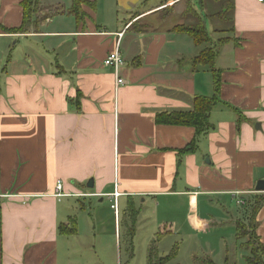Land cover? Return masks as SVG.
Listing matches in <instances>:
<instances>
[{"label": "crops", "instance_id": "1", "mask_svg": "<svg viewBox=\"0 0 264 264\" xmlns=\"http://www.w3.org/2000/svg\"><path fill=\"white\" fill-rule=\"evenodd\" d=\"M85 1L80 21L71 0H41L29 30L0 28V264H108L106 243L77 262V240L89 231L121 239V229L132 237L145 204L176 216L207 203L237 241V224L261 198L264 244V7L229 0L222 18L212 0ZM22 2L0 0L1 27L22 26ZM200 21L210 37L202 46L177 31ZM118 46L125 64L115 74L104 60ZM209 49L213 67L199 61ZM212 69L219 103L206 134L157 123L214 97ZM194 140L196 151L181 154ZM94 201L107 203L112 233L81 217ZM164 222L174 233L177 221Z\"/></svg>", "mask_w": 264, "mask_h": 264}, {"label": "rangeland", "instance_id": "2", "mask_svg": "<svg viewBox=\"0 0 264 264\" xmlns=\"http://www.w3.org/2000/svg\"><path fill=\"white\" fill-rule=\"evenodd\" d=\"M181 27L186 28L187 26ZM193 209L176 216L173 214L165 216L161 214L162 211L158 213L157 208L152 207L151 204H145L139 216L136 234L132 237L125 236V238L124 229H121V239L112 238L113 234H108L106 238H109L106 240L101 238L94 240L90 235V233L94 234L93 231H89L84 237L88 230L82 225L80 232L84 238L77 240L75 260L80 263L88 262L91 254V257H94L95 250L96 253L100 252L97 245L106 243L109 252L105 254V261L108 264H149L148 257L151 248L153 254L160 258L168 257L176 251L175 260L169 264H203L207 260L215 264H225L227 259L229 264H245L246 256H248L245 251L249 253L245 245H248L249 237L236 241L230 220L220 222L218 210L208 206L207 203L199 208L193 207ZM79 213L81 214L80 211ZM87 214L94 216V226L97 227L95 232L98 234H107L105 230L110 233L114 231V219L107 203L100 205L94 201L91 209L86 214H81V217ZM210 214L216 217V221L209 216ZM168 220L177 221V223L172 222L175 224L172 226L175 231L168 236L160 237L163 225L166 224L164 221ZM103 224L105 229H103ZM122 226H124L123 223Z\"/></svg>", "mask_w": 264, "mask_h": 264}, {"label": "trees", "instance_id": "3", "mask_svg": "<svg viewBox=\"0 0 264 264\" xmlns=\"http://www.w3.org/2000/svg\"><path fill=\"white\" fill-rule=\"evenodd\" d=\"M72 6L69 13L80 21L84 17V12L82 6L87 3L85 0H71ZM223 5V10L216 16L227 18L229 12L233 9V5L229 0H212ZM41 0H23V23L18 29H5L0 26V28L8 33H24L29 30L34 22L33 19L40 11ZM225 9V12H224ZM179 33H185L193 37L195 42L199 45H205L210 42L209 34L203 23L200 21L195 26L192 27H180L177 28ZM215 53L209 49L205 50L199 58V61L204 65H209L213 67ZM213 74V88L215 96L212 98L198 97L195 100L194 111L191 113H176V114H162L157 116V123L166 125H177V126H188L193 127L197 131V138L206 134L210 129L211 125L209 123V117L213 109L219 103L218 92L220 88V76L219 73L212 69ZM197 140L187 146L182 150L181 154L193 153L197 148ZM263 204V199L255 198L252 203L251 210L249 212L248 222H241L237 224L236 233L237 240L240 241L246 237H249L248 245L246 244L245 249L249 251V255L246 256V264H264V244L260 241V238L256 234V216ZM167 235L166 232L161 231L160 237ZM176 258V251L173 252L168 257L158 258L153 254V249L151 248L149 252L148 261L149 264H169L172 260ZM203 264H215L211 260L203 262ZM225 264H229L228 259Z\"/></svg>", "mask_w": 264, "mask_h": 264}, {"label": "built area", "instance_id": "4", "mask_svg": "<svg viewBox=\"0 0 264 264\" xmlns=\"http://www.w3.org/2000/svg\"><path fill=\"white\" fill-rule=\"evenodd\" d=\"M258 3L264 7V0H258ZM120 37L122 36V34L119 35ZM125 64V61L123 59V56L122 54L120 53V50H119V46L117 47V49L110 53L108 55V57L104 60V66L107 67V68H111L115 71V74H119L120 72V69L124 66ZM125 85V81L122 79V78H118L117 79V86H124ZM63 189V185L61 182H59L57 184V190L58 192L60 193V191H62ZM117 194H113V195H110L109 197L112 198V200L114 198H117ZM111 208L113 210H117V203L115 201V203H113L111 205Z\"/></svg>", "mask_w": 264, "mask_h": 264}, {"label": "water", "instance_id": "5", "mask_svg": "<svg viewBox=\"0 0 264 264\" xmlns=\"http://www.w3.org/2000/svg\"><path fill=\"white\" fill-rule=\"evenodd\" d=\"M89 187H93V180L90 181V183L88 184ZM256 191L257 192H264V181H260L258 182L257 186H256Z\"/></svg>", "mask_w": 264, "mask_h": 264}]
</instances>
